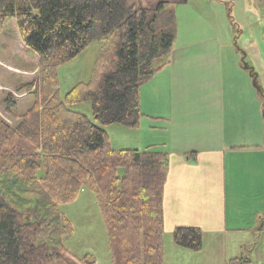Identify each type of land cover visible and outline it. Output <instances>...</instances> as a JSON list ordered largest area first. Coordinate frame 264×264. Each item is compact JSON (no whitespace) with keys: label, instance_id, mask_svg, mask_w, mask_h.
Listing matches in <instances>:
<instances>
[{"label":"trees","instance_id":"obj_1","mask_svg":"<svg viewBox=\"0 0 264 264\" xmlns=\"http://www.w3.org/2000/svg\"><path fill=\"white\" fill-rule=\"evenodd\" d=\"M255 1L264 8V0ZM7 19L37 55L39 76L21 88L33 89L35 98L23 114L15 113L11 95L2 104L12 124L0 117V180L14 179L37 203L19 210L0 189V264H78L53 243L61 245L72 232L60 207L83 189L95 196L110 264H164L168 155L150 148L113 150L103 128L67 107L89 102L99 125L137 127L139 90L172 49L173 12L164 3L147 8L139 0H0V29ZM93 42L103 45L89 81L61 99L57 69ZM172 239L192 253L202 248L197 228H176ZM245 263L234 258L226 264Z\"/></svg>","mask_w":264,"mask_h":264},{"label":"crops","instance_id":"obj_2","mask_svg":"<svg viewBox=\"0 0 264 264\" xmlns=\"http://www.w3.org/2000/svg\"><path fill=\"white\" fill-rule=\"evenodd\" d=\"M248 46L262 76L248 102L224 85L222 53H230L228 44L210 37L178 50L172 45L167 63L139 90L138 126L119 131L120 144L135 133L137 146L114 148L108 135L113 150L150 148L168 155L163 234L180 227L202 232L198 253L176 246L167 250L163 241L164 264H226L234 258L254 264L260 256L254 252L264 235V109L258 103L264 93V57L255 41ZM23 51L32 54L26 47ZM250 68L257 79L260 75ZM146 134L151 137L143 139ZM239 249V257L224 255Z\"/></svg>","mask_w":264,"mask_h":264},{"label":"rangeland","instance_id":"obj_3","mask_svg":"<svg viewBox=\"0 0 264 264\" xmlns=\"http://www.w3.org/2000/svg\"><path fill=\"white\" fill-rule=\"evenodd\" d=\"M144 7L154 8L159 3H164L166 8L174 14V29L176 41L173 50L180 46L192 44L201 39L215 37L221 45H229L230 53H222L224 85H228L232 96L248 102L247 96L260 85L262 76L256 58L252 62L249 42L255 41L261 57H264V8L255 0H139ZM102 42H93L80 52L75 58L60 66L56 76L61 99L77 84L89 81L94 63L96 61ZM24 44L17 31L16 22L7 19L0 29V117L9 125L12 121L3 113V102L8 95L17 100L15 113L23 114L34 102V95L30 91L21 90L24 84L35 82L39 76V60L37 55H28L23 51ZM255 51L256 54L258 52ZM245 55H248L245 57ZM255 56V54H254ZM255 68L260 75L255 80L249 77L246 67ZM264 71V66L261 68ZM241 76L243 78L241 79ZM244 76L247 83H244ZM255 83V84H254ZM254 88V89H253ZM19 90V91H17ZM254 92V91H253ZM246 95V96H245ZM263 97H260L259 106L264 109ZM69 110L86 116L90 122L103 128L112 139L113 147L137 146L135 133L126 134L124 144H120L123 136L120 130L124 126L114 124L109 126L99 125L92 114L89 102L75 104L67 107ZM264 111V110H263ZM264 122V119H262ZM143 135V139L150 138ZM139 151H143L139 150ZM0 189L8 202L19 210L36 208L37 199L26 196L19 189V184L14 179L0 180ZM257 210V209H256ZM61 213L71 225L72 232L64 238L61 245L53 243L58 248L63 247L78 264H110V251L107 243V233L101 214L96 204L94 194L83 189L75 201L60 207ZM259 220L256 219L258 223ZM239 223H244L239 221ZM229 227H233L231 220ZM164 246L168 250L175 246L172 234H163ZM261 246L257 247L254 264H264V235ZM223 243H221L222 245ZM240 252L227 251L228 259L239 257ZM185 252V251H183ZM248 252L247 249L244 250ZM172 257V255H171ZM182 258V257H178ZM245 262V260H244ZM216 264V262H215Z\"/></svg>","mask_w":264,"mask_h":264},{"label":"water","instance_id":"obj_4","mask_svg":"<svg viewBox=\"0 0 264 264\" xmlns=\"http://www.w3.org/2000/svg\"><path fill=\"white\" fill-rule=\"evenodd\" d=\"M245 69L247 68L246 66L244 67ZM258 89V88H257Z\"/></svg>","mask_w":264,"mask_h":264}]
</instances>
